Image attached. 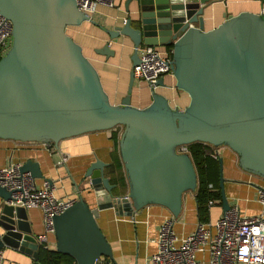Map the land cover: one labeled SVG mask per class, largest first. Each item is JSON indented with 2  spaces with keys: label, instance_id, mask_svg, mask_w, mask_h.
<instances>
[{
  "label": "water",
  "instance_id": "95a60500",
  "mask_svg": "<svg viewBox=\"0 0 264 264\" xmlns=\"http://www.w3.org/2000/svg\"><path fill=\"white\" fill-rule=\"evenodd\" d=\"M211 1L126 0L127 20L106 31L110 38L131 39L133 67L142 45L172 46L175 87L190 98L180 110L155 90L165 87L163 77L151 89L150 105L134 107L133 70L127 94L120 104L111 103L96 68L66 32L69 26L92 22L75 0H0V13L12 23L11 47L0 58V139L58 148L66 138L123 128L118 153L127 194H114L116 185L104 174L107 164L95 159L80 182L87 183L95 207L79 195L53 219L55 250L75 264H97L102 257L118 264L96 221L102 210L134 216L159 205L175 219L180 216L183 196L194 194L198 185L191 156L177 152L181 145L226 146L236 154L239 168L264 179V16L228 15L204 31L202 5ZM97 52L114 55L108 45ZM21 171L53 183L33 160L22 163ZM219 188L226 212L230 205L221 158ZM11 194L0 186V248L18 249L40 264L41 246L31 233L27 209L10 205Z\"/></svg>",
  "mask_w": 264,
  "mask_h": 264
},
{
  "label": "crops",
  "instance_id": "0c3cea01",
  "mask_svg": "<svg viewBox=\"0 0 264 264\" xmlns=\"http://www.w3.org/2000/svg\"><path fill=\"white\" fill-rule=\"evenodd\" d=\"M125 2L126 0H117L114 8L100 5L91 16L92 22H84L66 29L67 34L82 47L83 54L96 68L110 101L112 97L118 99L111 101L115 105L120 104L121 99L127 94L129 76L133 69L131 58L135 47L129 37L120 35L117 38H110L106 31L122 26L127 20ZM132 6L133 3L130 4V8ZM202 7L204 31L216 28L228 15L236 16L241 12H251L264 16L262 0H212ZM106 45L114 55L107 57L97 52ZM144 47L142 45L138 48V56ZM157 48L162 53L168 52L166 47ZM162 77L165 87H157L155 90L164 95L173 108L183 110L190 101L188 94L176 89V81L172 74H165ZM151 101V89L144 83L134 80L131 104L137 108H146ZM118 127L63 139L59 142L58 148L38 142L22 143L0 139V168L11 161L24 163L26 160H33L39 164L43 178L52 180L57 197L78 198L82 195L89 206L94 208L93 194L88 193L87 183L80 186V182L84 171L95 159L107 164L104 174L111 184L116 185L114 194L126 195L128 192L123 164L116 156L115 143L111 138L112 134H116L119 141L122 131L118 130ZM218 150L223 160L224 188L229 205H236L245 216L259 214L262 207L257 202L256 189L260 184H264V179L239 168L236 154L228 147L221 146ZM64 156L67 160L61 164V158ZM35 182L41 187L46 181L35 179ZM215 206L220 208L217 219L223 210L217 203L212 207ZM211 209L210 207L209 211ZM26 213L31 233L37 237L44 231L42 213L37 208L27 209ZM172 217L167 208L149 205L136 212L134 216L119 215L113 208L105 209L100 211L96 221L109 242L118 264H152L150 257L157 250L154 240L159 226L165 219ZM198 222L195 194L188 192L183 196L180 216L174 219V230L178 236L184 237L195 230ZM48 246L50 250H55L54 235L48 236ZM3 250V264L35 262L18 249L5 246ZM198 258L201 264H207L206 253H199Z\"/></svg>",
  "mask_w": 264,
  "mask_h": 264
},
{
  "label": "built area",
  "instance_id": "2783aa9c",
  "mask_svg": "<svg viewBox=\"0 0 264 264\" xmlns=\"http://www.w3.org/2000/svg\"><path fill=\"white\" fill-rule=\"evenodd\" d=\"M117 0H75L77 8L91 17L100 5L116 7ZM12 44V23L0 13V58ZM134 80L154 88L165 74H172L170 52L162 53L157 47L145 46L139 63L133 67ZM219 148V147H218ZM218 148L211 156L220 159ZM177 152L188 153V145L177 147ZM61 164L67 158H61ZM21 162H9L0 168V186L12 192L9 204L26 209L37 208L42 213L44 231L37 236L41 249H49L48 236L54 235L53 219L73 205L77 197L59 198L53 185L47 182L39 187L29 172L21 171ZM259 214L245 216L236 205L223 212L213 223L198 222L188 235L178 236L174 230V217L165 219L159 226L157 250L150 257L152 264H201L199 253L207 254V264H264V184L257 189ZM210 201L209 205H216ZM0 248V264L4 260Z\"/></svg>",
  "mask_w": 264,
  "mask_h": 264
},
{
  "label": "trees",
  "instance_id": "16d2710c",
  "mask_svg": "<svg viewBox=\"0 0 264 264\" xmlns=\"http://www.w3.org/2000/svg\"><path fill=\"white\" fill-rule=\"evenodd\" d=\"M172 57V46L166 47ZM115 149L118 148V138L112 134ZM215 147L194 142L188 145L189 155L196 170L198 185L195 191V201L199 222H208L210 201H217L221 207V193L219 188V159H214L211 154ZM214 206V205H213ZM40 264H75L72 257L58 253L56 250L41 249L39 252ZM97 264H113L110 259L102 257Z\"/></svg>",
  "mask_w": 264,
  "mask_h": 264
},
{
  "label": "rangeland",
  "instance_id": "374dc122",
  "mask_svg": "<svg viewBox=\"0 0 264 264\" xmlns=\"http://www.w3.org/2000/svg\"><path fill=\"white\" fill-rule=\"evenodd\" d=\"M69 27H71V26H69ZM114 100H118V99H115V98H111V101H114ZM118 130H123V128L121 127V126H119L118 128H117ZM115 152H116V156H117V158L120 160V158H119V154H118V148H116L115 149ZM212 209H211V211H209V217H208V220H209V222H211V223H213L215 220H216V217L218 216V214H219V211H220V208L219 207H217V206H215V207H211ZM210 210V209H209Z\"/></svg>",
  "mask_w": 264,
  "mask_h": 264
}]
</instances>
